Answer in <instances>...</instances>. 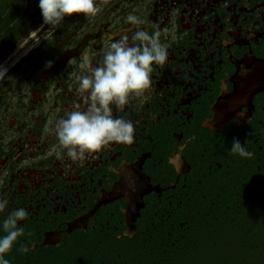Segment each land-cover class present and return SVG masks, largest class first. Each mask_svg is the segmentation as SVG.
Masks as SVG:
<instances>
[{"label": "flooded vegetation", "instance_id": "flooded-vegetation-1", "mask_svg": "<svg viewBox=\"0 0 264 264\" xmlns=\"http://www.w3.org/2000/svg\"><path fill=\"white\" fill-rule=\"evenodd\" d=\"M96 3V16L65 17L52 32L42 22L0 63V238L11 212L28 213L4 258L264 264V0ZM137 29L169 47L147 99L111 106L134 125L133 143L57 156L48 129L86 108L72 75L83 53L102 63L108 44L132 43ZM234 139L253 155L232 154Z\"/></svg>", "mask_w": 264, "mask_h": 264}, {"label": "clouds", "instance_id": "clouds-1", "mask_svg": "<svg viewBox=\"0 0 264 264\" xmlns=\"http://www.w3.org/2000/svg\"><path fill=\"white\" fill-rule=\"evenodd\" d=\"M39 8L47 32L54 31L65 17L83 15L93 17L98 14L96 0H39ZM127 21L132 25H139L140 19L129 14ZM167 32V30H165ZM161 33L149 35L146 31L137 29L129 43L127 36H122L107 45L102 63L93 66L92 57L83 53L79 68L81 74L73 73L78 82V91L86 105L84 110L76 106L75 110L67 113L66 118L55 122L54 132L58 148L53 152L60 156L66 151L72 160L83 161L86 154L100 152L111 143L132 144L134 140V125L123 118H114L112 105L122 110L132 98L142 101L147 99L151 90V74L153 65H164L167 60L168 44L161 43ZM173 35V39H174ZM138 42V43H137ZM69 64L75 62L69 60ZM49 67L51 62H49ZM232 154L241 157H251L253 153L246 150L239 140H233ZM52 154V153H50ZM7 200H0V212L7 206ZM28 216L25 209L11 212L3 222L5 236L0 238V264H10L4 255L11 251L18 237L24 235V229L17 227V221ZM26 246H21V252H27Z\"/></svg>", "mask_w": 264, "mask_h": 264}, {"label": "trees", "instance_id": "trees-1", "mask_svg": "<svg viewBox=\"0 0 264 264\" xmlns=\"http://www.w3.org/2000/svg\"><path fill=\"white\" fill-rule=\"evenodd\" d=\"M42 22L39 0H0V63Z\"/></svg>", "mask_w": 264, "mask_h": 264}]
</instances>
